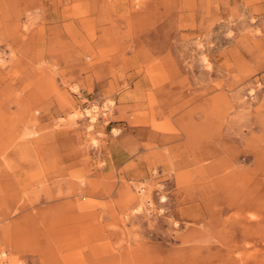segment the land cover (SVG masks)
I'll return each instance as SVG.
<instances>
[{"label": "rangeland", "instance_id": "1", "mask_svg": "<svg viewBox=\"0 0 264 264\" xmlns=\"http://www.w3.org/2000/svg\"><path fill=\"white\" fill-rule=\"evenodd\" d=\"M0 264H264V0H0Z\"/></svg>", "mask_w": 264, "mask_h": 264}]
</instances>
